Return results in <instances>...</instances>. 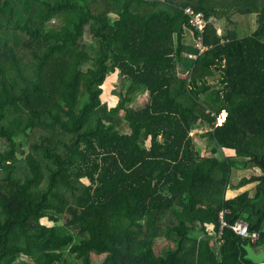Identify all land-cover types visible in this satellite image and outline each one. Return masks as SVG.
<instances>
[{
    "label": "trees",
    "instance_id": "trees-1",
    "mask_svg": "<svg viewBox=\"0 0 264 264\" xmlns=\"http://www.w3.org/2000/svg\"><path fill=\"white\" fill-rule=\"evenodd\" d=\"M188 7L231 28L221 38L209 25V51L182 78L203 38ZM232 12L257 16L255 32L242 36ZM114 76L131 85L108 109ZM142 87L147 100L129 107ZM254 158L264 160V0H0V264H260L250 251L264 245V180L232 178L262 170ZM253 181L256 196L233 195ZM240 220L257 242L234 231Z\"/></svg>",
    "mask_w": 264,
    "mask_h": 264
},
{
    "label": "rangeland",
    "instance_id": "rangeland-1",
    "mask_svg": "<svg viewBox=\"0 0 264 264\" xmlns=\"http://www.w3.org/2000/svg\"><path fill=\"white\" fill-rule=\"evenodd\" d=\"M219 2V0H218ZM233 15V16H232ZM250 17H243L239 14H235V12H232L230 14V20L232 22H235V24H244V25H239L240 28V34H247L250 33V31L254 30L255 28H257V22L254 19H249ZM252 21V30H250L251 26H250V22ZM229 22H227V20H218L216 18H213L211 20V24L217 31L218 34L221 38H225L227 37V31L230 32V25H228ZM56 26L55 23H52V26ZM209 26V27H210ZM235 26V25H234ZM209 27L206 29V32L208 31ZM205 32V33H206ZM251 34V33H250ZM225 42V40H223ZM196 45V44H195ZM95 43L91 38V35L86 34L85 38H84V42H83V50L87 51L90 53V55L93 57H95L96 53L95 52ZM191 55H186V60H189L188 62L191 64L192 61L190 58ZM188 65L187 67H185L186 71L183 70L184 67H180L181 72L183 73V76L179 74L180 77L182 78H191L193 71H194V63H192L191 65ZM219 78L218 74H216L214 77L209 78L208 81L210 84H215L216 85V81L214 79ZM130 83L129 82H125V79L121 78L120 76H114L113 78L109 79L108 83H106L105 85V93H104V100H105V104L107 105L108 109L110 108H114L116 107L123 99V97L125 96L128 87H129ZM149 96V93L147 90L142 89L140 91H138L134 96H133V100L128 104V106L130 107L131 105H133L134 107H141L144 102L147 100ZM204 128L201 127L200 128V132L203 130ZM198 146L200 148V150L203 152L204 147H207L210 143H201L200 141H198L196 139ZM253 171L251 172V174L255 175V173L262 175V170L256 166V165H252ZM233 180L236 177V173H233ZM64 220V218H63ZM47 220H44L43 223H45ZM46 224H51V222H47ZM159 246L157 248L158 253L159 254H164L166 252V249L170 246V243H168L166 246H164V243H160ZM216 246L218 247L219 244L216 243ZM217 247H215L217 249ZM103 260V256H99V255H92V264H100ZM81 264V263H80Z\"/></svg>",
    "mask_w": 264,
    "mask_h": 264
},
{
    "label": "built area",
    "instance_id": "built-area-1",
    "mask_svg": "<svg viewBox=\"0 0 264 264\" xmlns=\"http://www.w3.org/2000/svg\"><path fill=\"white\" fill-rule=\"evenodd\" d=\"M185 15L189 18L190 25L193 29L198 31L203 38L201 40H198L196 43V48L199 51L198 55H191L190 58L192 61L196 62L199 60L201 56H204L208 51L209 48L204 43V34L206 32V29L211 24V20L209 21L204 13L197 12L192 7H188L185 9ZM229 118V113L224 110L221 113L217 115V120L215 123L216 128L223 127L227 122ZM208 129H203L202 132H207ZM225 211L222 212L221 219H222V226L225 227L227 225V222L224 219ZM234 231L244 237V238H251L254 242H257L260 239V234L257 233H251L250 232V224L249 222L245 220L238 221L233 226Z\"/></svg>",
    "mask_w": 264,
    "mask_h": 264
},
{
    "label": "crops",
    "instance_id": "crops-1",
    "mask_svg": "<svg viewBox=\"0 0 264 264\" xmlns=\"http://www.w3.org/2000/svg\"><path fill=\"white\" fill-rule=\"evenodd\" d=\"M250 18L251 19H254L255 18V20H256V22H257V16H255V15H253V16H250ZM249 18V19H250ZM250 24V26H251V28H250V30H252V21L249 23ZM240 25H244V24H240ZM255 30H256V28L254 29V30H252V31H250V33L251 34H253L254 32H255ZM250 33H247V34H250ZM241 35L242 36H246V34H242L241 33ZM187 42H188V45H190V46H193V43H194V38H193V36L190 34V38L188 37V39H187ZM186 62L183 64V66H181V67H184V69L183 70H185L186 71V69H185V67H187L190 63L188 62V60H185ZM192 64V63H191ZM190 64V65H191ZM178 72H179V74L180 75H182L183 76V73L181 72V70H180V68L178 69ZM125 82H129L130 83V85H131V82H130V80H125ZM129 85V86H130ZM142 89H145V90H147L146 89V87H142L141 88V90ZM148 91V90H147ZM203 133H205V132H200V130H199V133L198 132H194V133H192V135L194 136V137H196L198 134H203ZM199 141V140H198ZM200 142L201 143H209V139L208 138H204V139H201L200 140ZM234 172L236 173V177L234 178V181L236 182V183H239L241 180H242V178L244 177V176H249V177H252V176H256V177H260V176H262V175H259V174H257V173H255V175H253V174H251V172H254L253 171V168H252V166H250V168H242V167H239V168H236V169H234ZM233 172V173H234ZM233 178V177H232ZM258 185H259V183L258 182H255V181H253V183H251V184H249V185H247V186H245V187H243V188H240V189H234L233 190V195L234 194H241V193H244V192H250V194H251V196L252 197H254V196H256V194L258 193V190H257V188H258ZM250 253H251V256L253 257V258H255L260 264H264V245L263 246H260V247H258L257 249H252L251 251H250Z\"/></svg>",
    "mask_w": 264,
    "mask_h": 264
},
{
    "label": "water",
    "instance_id": "water-1",
    "mask_svg": "<svg viewBox=\"0 0 264 264\" xmlns=\"http://www.w3.org/2000/svg\"><path fill=\"white\" fill-rule=\"evenodd\" d=\"M253 162L256 163L257 165L262 166L263 174L262 176L258 177L260 180H264V160H259L258 158H254ZM248 215L246 216V219H248Z\"/></svg>",
    "mask_w": 264,
    "mask_h": 264
},
{
    "label": "flooded vegetation",
    "instance_id": "flooded-vegetation-1",
    "mask_svg": "<svg viewBox=\"0 0 264 264\" xmlns=\"http://www.w3.org/2000/svg\"><path fill=\"white\" fill-rule=\"evenodd\" d=\"M263 173V172H262Z\"/></svg>",
    "mask_w": 264,
    "mask_h": 264
}]
</instances>
